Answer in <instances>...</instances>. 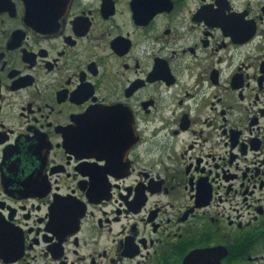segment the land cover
Segmentation results:
<instances>
[{"label": "flooded vegetation", "instance_id": "af4514ba", "mask_svg": "<svg viewBox=\"0 0 264 264\" xmlns=\"http://www.w3.org/2000/svg\"><path fill=\"white\" fill-rule=\"evenodd\" d=\"M0 264H264V0H0Z\"/></svg>", "mask_w": 264, "mask_h": 264}]
</instances>
